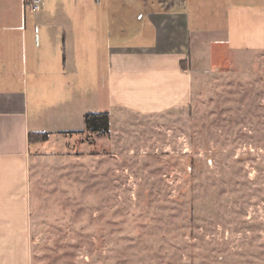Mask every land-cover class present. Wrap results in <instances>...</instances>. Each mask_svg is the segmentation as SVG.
Wrapping results in <instances>:
<instances>
[{"label": "rangeland", "instance_id": "1", "mask_svg": "<svg viewBox=\"0 0 264 264\" xmlns=\"http://www.w3.org/2000/svg\"><path fill=\"white\" fill-rule=\"evenodd\" d=\"M212 68L116 149L32 164L29 264H264V49Z\"/></svg>", "mask_w": 264, "mask_h": 264}, {"label": "crops", "instance_id": "2", "mask_svg": "<svg viewBox=\"0 0 264 264\" xmlns=\"http://www.w3.org/2000/svg\"><path fill=\"white\" fill-rule=\"evenodd\" d=\"M29 1L0 0V264H29L32 164L116 149L128 117L185 107L216 58L264 49V0Z\"/></svg>", "mask_w": 264, "mask_h": 264}, {"label": "trees", "instance_id": "3", "mask_svg": "<svg viewBox=\"0 0 264 264\" xmlns=\"http://www.w3.org/2000/svg\"><path fill=\"white\" fill-rule=\"evenodd\" d=\"M85 126L90 131L107 132L110 129V113L108 111L87 112L84 115ZM48 132H30L28 138L32 141L47 139Z\"/></svg>", "mask_w": 264, "mask_h": 264}, {"label": "built area", "instance_id": "4", "mask_svg": "<svg viewBox=\"0 0 264 264\" xmlns=\"http://www.w3.org/2000/svg\"><path fill=\"white\" fill-rule=\"evenodd\" d=\"M28 4L31 12H37L41 7V0H30Z\"/></svg>", "mask_w": 264, "mask_h": 264}]
</instances>
